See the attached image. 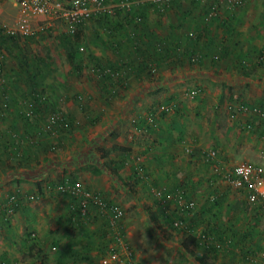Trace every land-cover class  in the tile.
I'll use <instances>...</instances> for the list:
<instances>
[{
    "label": "rangeland",
    "instance_id": "rangeland-1",
    "mask_svg": "<svg viewBox=\"0 0 264 264\" xmlns=\"http://www.w3.org/2000/svg\"><path fill=\"white\" fill-rule=\"evenodd\" d=\"M108 1L110 4H113L116 0ZM171 1L173 2L171 5H175L174 8L176 9V13L192 16L196 19L198 22L197 27H199L198 30H201V32H199V38L207 39L209 35H212L211 38L214 37L215 32L212 27L210 28V23L213 18L219 21L223 14H219L218 8L213 15H208L211 4L210 0ZM152 2H150V4H152ZM113 14L114 11L109 15H112V18L116 17ZM222 21L223 18L221 20L223 24L224 22ZM8 22H10V20H8ZM199 22L202 24H199ZM12 24L13 19L8 25ZM37 26L38 31H33L35 34L34 39L19 40L17 41L19 42L17 43V47L11 44H6L5 46L6 50L8 48L10 51L7 50V57L5 59V69L7 71V83L9 88L8 108L10 109L8 111H15L13 114L17 116L18 122L21 123V129L27 126V124L31 125L33 122H37L34 128L38 127L40 124L43 125L44 118L49 117L54 111L59 109L58 106L55 107L54 101L58 97L65 98V94H68L69 91L68 87H70V91H73L70 97L72 96V99L75 100L77 99L76 95L83 100L84 91L90 90V92H88L90 98L96 95V90L99 92L97 81L95 80L96 78L93 76L94 73L83 71V61H85V57H88V55L83 53V50L80 49V47H83L82 40L76 41L73 38H69V45L61 43L58 38L62 33H66V31L63 22L59 20H44L38 22ZM217 26L218 25L214 26L217 32L225 29L224 24L223 26L220 25L221 28L219 29ZM234 27L235 26H233V28ZM250 29L252 35L256 38L258 43L257 46L260 47H254L253 55H256L259 49L264 48V23L258 24ZM97 31L99 32L100 30ZM183 33L186 35V31ZM225 39L229 40L228 36H226ZM72 40L76 43H73ZM158 45L165 49V45H163L160 40H154L151 44L147 45V47H149L148 49L152 52L153 50H157L156 46ZM141 48L144 49V47ZM69 49H73V52L76 53L74 62H71V64L67 57V55H69ZM216 49L215 51H217ZM200 54L201 56L198 59H203L208 56L203 52ZM222 58L221 56L220 60H222ZM238 62L242 61H238V59L235 58V64ZM254 62L255 61L250 62V68L256 63ZM150 75L155 79L159 76V71L153 70ZM201 81L202 79H198V81H195V79L183 81L176 88L172 87V90L168 93V97L164 96L163 89L156 85L153 86V88L157 87L156 89H151L152 95L155 98L158 96L160 97L157 103V105H163V109L160 111L163 112L165 110V113H163L165 115H162L160 112L159 117H166L172 113L171 115L174 119L170 120L172 117L169 115L167 117L168 119L165 121V125L177 124L170 134H179V132L183 131L182 137L185 136L187 140H190L189 138L192 137V131H199V135L196 134L195 136L196 143L200 141L203 146L213 148L219 153V159L223 164L226 163L229 167H232L238 162H250L259 165L264 170V128L263 125H261L262 117L253 109L255 115H251L250 106H248L250 107L248 108V112L240 110L235 111L238 106L235 97L240 93L239 90L230 91L226 86L225 88H221L219 85H216L217 83L209 80V78L203 79V83ZM215 81L218 82V80ZM257 82L258 84L254 83L252 86L255 88L259 87L260 91H258L262 93V98H264V79L261 78L257 80ZM195 83L197 84L195 85ZM14 84H16L18 88L14 86ZM71 85H73L74 88H72ZM33 89L43 94L44 99H46L47 102L49 101L40 109L39 115L35 113L31 104L28 102ZM168 90H170V88H168ZM191 90H196L197 92L192 94ZM24 97L26 100H24ZM96 97L97 96L94 98L95 101ZM94 100L92 101L95 102ZM173 103L174 106L178 104L176 107V109L178 108L177 110L171 107ZM7 109H3L0 104V113H2L0 117L6 114L5 110ZM149 109L150 107H140L132 110V113L134 114L137 111L143 110L148 112ZM28 110L34 111L35 115L32 112L31 117L25 116ZM130 113H128L129 116ZM128 119L126 114L125 122L128 121ZM170 121H172V123ZM5 124L7 123L5 122ZM5 124L3 118L2 120L0 119V131ZM160 126L155 125L153 131H156ZM6 127L4 126L5 136L7 135ZM108 129L105 131L103 128H100V134L96 133L88 139L90 143L84 144L83 148L88 147L89 150L93 151H89L84 158H82L81 153V157L78 159L80 162L79 165L72 170H68L69 172L67 173L75 177L79 175L77 179L81 181L84 186L86 185L87 187H85L87 189L98 192L106 200L114 202L123 208V227L127 232L128 240L133 247V252L139 264H198L190 253L185 252L181 248L179 243L180 239L186 238L189 232L197 238L201 237L203 233L204 237H209L206 239L210 242L213 241V243L228 242L231 244L228 251L220 255L215 256L211 251H208L207 256L211 264H264L263 261H259L258 256L254 257L256 261H250L251 256L248 254L249 252L246 251L248 250L247 246L250 245L248 239H246V231L248 230L254 235L251 237L253 242H259L262 246L264 245V213L261 212L260 209L252 207V204L246 200L243 193L234 190V187L226 183L215 182L208 184L206 178L196 187L190 185L186 188V193L189 199L194 202V209L188 211L186 216L189 217V221L192 220L195 222L193 225L187 223L193 231L190 230V228L187 230V227H181L179 230L176 229L177 231L173 230L168 222H165L163 218L164 215L159 212L161 208H159V206H161V204L150 192L149 186L162 188L166 194L165 198H167L165 209L168 211V214L176 213L177 206L173 198H171L173 195H171V193H174L175 189H178V191L181 190L178 188V185L180 176L183 174L184 170L180 167V169L183 170L181 173L178 170V164H174L177 161L179 162L180 158L173 157L171 159L169 157V160L166 159L163 162V167L159 169H154L153 167L146 168V164L143 163L141 158V163L144 164L147 169H145V171L149 183L141 180L138 173L133 168V165L129 163L127 168L121 169L120 172L124 179L131 184L133 183L131 185L132 189H128L127 186H122L113 180L102 165V161L109 159L116 162L122 157L121 155L124 154V151L121 150L110 151V147L114 142L107 134L110 131ZM22 131H26L25 133L30 135L28 130ZM143 137L145 136L140 134L130 138L137 146V148L133 147L134 150L132 149L133 151L131 154L139 155V152L142 154L139 150H141V139H144ZM177 137L178 135L173 139H177ZM179 139H181V137ZM9 140L10 139L6 136L4 143H8ZM74 140L78 141L76 143L82 146V135ZM74 140H72V142ZM92 143L96 144L94 148L89 146ZM97 146L107 149V159L100 156L101 151L96 149ZM47 148L49 147L47 146ZM4 155H6L5 161ZM8 156V153H4L1 156V165H5V163L9 164ZM26 156L27 157L23 158V161H18L22 166L21 168H28L30 165H33L32 160L34 158L30 154ZM126 161H129V159ZM198 162L199 164L197 166L194 163V168L190 173L192 182L193 179L198 178L197 175L200 168H202L201 171L204 177L211 171L209 168L205 169V166H202L200 159ZM87 163L95 165L96 169L100 170V172L98 174H93L90 164ZM164 173L166 175H164ZM194 175H196L195 177L197 178H192ZM28 176H31V174L28 173ZM17 185L20 187V190H25L27 193L35 191V194L31 195L29 200L22 201L18 196L20 202L17 203V207L20 206L26 209L27 211L24 212V218L29 219L24 222V227H21V234H14L15 239L12 245L5 247L3 244H0V262H6V264H36V262L38 263V258L33 254L37 253L38 248L37 246L33 247V245H31L33 243L32 241H35L33 240L35 235L31 233L38 231V229L34 228L36 224L42 223L40 226L41 228L47 227L53 219L49 208L52 204H55L54 200L59 199L57 197H50L47 189L50 192L52 191V193L55 192L57 195L60 193H57L53 189L52 183L48 185H41L40 183V185L32 186L31 182H19ZM146 187H148L147 190ZM38 188L40 189L39 191L37 190ZM43 188L45 192L42 191L38 193L41 189L43 190ZM190 188L192 194L189 190ZM10 194L16 195L14 192ZM8 195L9 194H7V196ZM210 196H213V199L210 200ZM66 200L68 199L66 198ZM21 202H24V204L20 205ZM145 207H148L153 213L152 216L154 220L150 219ZM3 218L4 224L2 226L0 225V237H2L0 243H4L6 241L5 238L9 237L7 233L5 234L2 227L14 231V228L11 227L14 223V217L10 218V216L7 215ZM101 223L102 220L98 218L89 221L86 225L82 224L83 239H81L80 243L75 244L76 246H74V249L73 247L70 248L74 251L70 253L71 259H80L81 264L98 263V259L102 253L103 243L110 242L108 234L104 235L102 240L100 236H98L97 231L102 226ZM161 224H164L163 228L166 233H162V229H158ZM95 225H97L98 228ZM30 235L33 236L31 237ZM27 239L28 242H26ZM22 240H24V243H22ZM7 241L11 242L10 240ZM235 242H240L242 247L238 249L237 243ZM234 243L236 245L235 247L238 249L237 251H234ZM3 249H6V251L4 252ZM67 250L68 249H66V251ZM202 251L203 250H200L201 253ZM31 252L32 255L30 254ZM244 256L246 259H244ZM35 258L36 260H34Z\"/></svg>",
    "mask_w": 264,
    "mask_h": 264
},
{
    "label": "crops",
    "instance_id": "crops-1",
    "mask_svg": "<svg viewBox=\"0 0 264 264\" xmlns=\"http://www.w3.org/2000/svg\"><path fill=\"white\" fill-rule=\"evenodd\" d=\"M150 2L152 1H146L141 6L137 7L140 9L139 15L134 14L135 12L125 15V11L127 12V10H124L120 12L118 17L111 18L112 20H109L107 23H98L95 21L97 17L92 21H87L82 25L79 40H82L83 43V53L88 55V57H85V61H83V71L94 73L93 76H95L96 81L99 78L103 80L104 76L100 74V71L104 69L103 65L113 64L114 66L122 67L125 64L124 62L130 59L138 64L139 53L136 50H138L139 47L151 44L154 40H160L163 45H165V48L167 47V49H169L170 55L168 56L169 58H162L160 60L156 69L159 71V76L157 78L153 79L151 77V71L145 74L143 71L144 69L135 65V69L138 73L128 75L122 86L119 84L116 86V88L121 87L120 94L115 93L110 95L104 93L97 85L99 92L94 90L96 95H94L93 98H90L88 93L90 90H87L83 92V100L77 95V99L75 100L72 99V96L70 97L73 91H70V87H68L69 95L65 94V98L58 97L54 101L55 107H59L57 110L65 116L63 121L55 129V134L46 132L43 129L48 117L44 118L43 125L40 124L38 127L34 128L37 122H33L31 125L27 124V126L21 129V123L18 122L17 116L13 114L15 111H8L10 108H5L7 109L5 110V115L8 114V117L3 114L0 119L2 120L3 118L4 124L5 122L7 123L4 126L6 127L7 125L6 136L10 140L8 141L9 144L4 143L6 133H4L3 126L0 131V158L4 153H8L9 164L5 163V165H1L0 162V202L7 197V194L12 192H14L17 197L19 196L21 201L29 200L31 195L35 194V191L27 193L25 190H20V187L17 185L19 182H31L32 186H37L40 185V183L41 185H48L49 183L54 185L62 181L71 182L78 180L77 178L79 175L78 177L70 176V174L67 173L69 172L68 170H72L79 165L80 162L78 159L81 155L82 158H84L89 151H93L89 150L88 147L83 148L84 144L90 143L88 139L96 133H101L100 128L106 131L109 127L108 130L110 131L107 134L113 139L114 144L119 146L124 145L127 148L121 150L124 151V154L115 162L121 164V169L127 168L129 163H131L135 169L136 155L139 159L142 158L143 163L146 164V168L153 167L154 169L163 167V162L166 159L169 160V157L171 159L173 157H179V162L177 161L174 164H178V170L181 173L183 170L184 171L180 176L178 188H188L190 185L196 187L204 178H206L208 184L215 182L227 184V182L220 178L216 170L228 171L232 167L220 161L218 152H216V158H205L200 155V151L211 149V147L203 146L200 141L196 143L195 136L196 134L199 135V131H192V137L189 138L190 140H187L185 136L182 137L183 131L179 132V134H170L177 124L165 125V121L168 119L167 117L172 113L166 117H159L163 105H157L160 97L158 96L155 98L152 95L151 89L160 87L163 89V95L168 97V93L172 90V87L176 88L183 81L190 79H195V81L202 79L203 81V79L209 78V80L214 81L217 83L216 85H219L221 88L225 85L230 91L239 90L243 95L245 94V99L253 105H256V103L261 100L264 102L262 93H259V87L255 88L252 86L254 83L258 84L257 80L261 78L264 79V70L261 68L255 69L256 73L251 76H243V78L238 76L240 74H235V58H245L248 53L254 51V47H259L257 46L258 43L255 36L252 35L250 28L264 23V0H243L240 5L232 6L221 3L218 8L219 14H223L222 22H224L225 29L217 32L214 26L218 25V29L221 28L220 25L223 26L221 23L222 18H220L219 21L213 18L210 23V28L212 27L214 29V37L211 38L212 35H207L208 38L211 39L199 38V32H201V30H198L199 27H197L198 22L196 19L192 16L176 13V9L174 8L175 5H171V3L173 4L171 0L163 4H159L157 1H153L152 4H150ZM137 8L134 9L136 10ZM16 16L17 6L14 4V1L1 0L0 24H9L12 19L14 22ZM8 20H10V22H8ZM199 24L202 23L199 22ZM115 26L116 28H114ZM233 26L235 27L233 28ZM97 30L100 31L98 32ZM184 31H186V35H184ZM190 34L192 36H190ZM226 36H228L229 40L225 39ZM215 49L223 57L222 60L215 63L212 62L208 56L203 59H198L202 52L207 55H209L210 52L218 54ZM67 57L70 64L74 62L71 61L69 55H67ZM147 68L149 67H145V69ZM5 72L7 77L6 69ZM215 80H218V82ZM197 83H195V85ZM155 85L157 87L153 88ZM14 86L18 88L16 84H14ZM71 86L74 88L73 85ZM168 88H170V90H168ZM40 96L44 97L41 93ZM95 96H97L96 101L94 100ZM24 100H26L25 97ZM177 106L178 104L176 107ZM140 107H150V109L148 112L143 110L137 111L134 114L132 113V110ZM32 112L34 113V111ZM128 113H130V116ZM161 113L165 115L163 114L165 110ZM126 114L127 118H129V122H125ZM171 117L172 119L170 120H173L174 117L172 115ZM170 122L172 123V121ZM155 125H161L162 128L163 126L164 128L162 129L160 126L156 131H153ZM22 130H28L30 135ZM140 134L145 136L143 137L144 139H141L142 146H140L141 150H139L142 154L140 152L139 155L131 154L134 150L133 147L137 148V146L130 138ZM81 135L82 146L76 143L78 141L74 140ZM177 135V139H173ZM27 136H30L34 142H36L33 145L27 144L25 142ZM180 137L181 139H179ZM72 140L74 141L72 142ZM46 145L48 147L54 145V149L51 150L47 148ZM95 145V143H92L89 146L94 148ZM111 150L115 151L113 149ZM187 150H190L192 155H189ZM28 154L34 158L32 160L34 166L30 165L28 168H21L22 166L18 161H23V158L27 157L26 155ZM5 156L6 155L3 157ZM128 159L129 161H126ZM199 159L202 166H205V169L209 168L211 171L204 177L201 171L202 168H200L197 175L198 178L195 177L196 175L192 176V178H197L193 179L192 182L190 173L194 168V163L196 166L199 164ZM5 160L6 157L4 161ZM142 165L144 169H146L145 165ZM180 167L183 170H181ZM26 172L31 174V176H28ZM164 175L166 174L164 173ZM145 181L149 183L148 179ZM79 182L82 184L81 181ZM37 190L39 191L40 189L38 188ZM189 190L191 191V188ZM234 190L243 193L238 189L234 188ZM42 191L45 192L44 188L38 193ZM47 191L50 197H57L59 200H54L55 204H52L49 208L53 219L48 226L41 228L40 226L42 223L36 224L37 227L35 226L34 228L38 229V231L31 233L35 235L33 239L35 241H32L33 243L31 245H33V247L37 246L38 248L37 253L33 254L38 258V263L36 262V264H81L80 259L74 260L71 259L70 256V253L74 252L73 249L74 246H76L75 244L80 243L81 239H83L81 226L82 224L86 225L93 219L99 218L102 220V218L97 216L94 209L89 206L86 217L81 219L78 217L77 212L71 208L74 202L68 194L60 193L57 195L55 192L52 193V191L50 192L48 189ZM177 191L178 189H175L174 193H171V195H174ZM172 196L171 198H173ZM66 198L68 200H66ZM174 203L177 206V210L176 213L173 214H168L167 210L166 213L162 207L159 206L163 210V217L169 218V222L171 220L170 226L173 227V219H178L183 223L182 225L186 226L187 230H189L190 226H188L187 223L193 225L195 222L192 220L189 221V217L186 216L188 210L182 209L175 200ZM16 204L5 211L2 210L0 215L1 226L4 224V216L9 215L10 218L14 217V223L11 225L14 231L2 227L5 234L7 233L9 236L5 238L6 241L4 243H0L5 247L12 245L15 239L14 234H21V227H24V222L29 219L24 218V212L27 210L20 206H18V208ZM23 204L24 202H21L20 205ZM95 226L97 227V225ZM176 228L179 230L180 227ZM100 229L101 230L97 232L102 240V227H100ZM33 235L30 236L32 237ZM203 235L202 233L201 238ZM246 235V239H248L250 245L247 246L248 250H245L248 251V254L251 256L250 261H256L254 257L258 256L259 261H263L264 263V245L262 246L259 242L252 241L251 237L254 235L250 230L246 231ZM0 240H2V237H0ZM23 241L24 240H22V243H24ZM26 242H28V239ZM235 243H237L238 249L242 247L240 242ZM235 243L234 251H237L238 249L235 247ZM71 247H73L72 250L70 249ZM66 249L68 250L66 251ZM106 249V243H103L101 255L106 252ZM3 251L5 252L6 249H3ZM30 254L32 255V252ZM244 259H246L245 256ZM34 260H36V258ZM97 264H99V259Z\"/></svg>",
    "mask_w": 264,
    "mask_h": 264
},
{
    "label": "built area",
    "instance_id": "built-area-1",
    "mask_svg": "<svg viewBox=\"0 0 264 264\" xmlns=\"http://www.w3.org/2000/svg\"><path fill=\"white\" fill-rule=\"evenodd\" d=\"M1 1V0H0ZM17 6V16L12 25L0 24V36L1 35H16L18 38H22L25 35L31 34L34 30L38 29V22L44 20H59L62 21L67 33H73L78 25L86 23L91 15L95 13L112 14L114 9H120L121 11L134 9L141 3H145L147 0H116L113 4H110L108 0H13ZM157 1L159 4L169 2L170 0H150ZM210 11L208 15L211 16L218 9L221 3L226 5H239L242 0H210ZM191 35V34H190ZM83 50V47H80ZM7 57V51L3 46H0V103L3 109L9 106V100L7 96V77L5 72V58ZM102 76L109 75L116 77L121 74L118 70H112L109 67H104L103 71H100ZM196 90H191L192 94H195ZM44 99V97H41ZM170 107V106H169ZM172 107V105H171ZM168 109V107H167ZM166 109V110H167ZM25 116L31 117L32 110H28ZM64 116L58 110L53 112L44 124L43 129L46 132L55 134V129L63 121ZM27 144L34 143V140L30 137H26ZM49 149L53 150L54 145H50ZM189 155H192L190 150H187ZM200 155L205 158H216V151L206 149L200 151ZM135 171L138 173L141 180H146V171L136 155L135 157ZM220 178L227 182L228 185L235 189H241L246 194V199L258 205L261 212L264 213V170L255 163L250 162H238L232 166L228 171L216 170ZM53 189L61 194H68L74 202L72 209L77 212L78 216L82 219L85 218L88 213V208L91 206L97 216L105 218V226L108 231L110 242L106 243L107 249L104 254L99 258V264H139L133 247L128 240L127 232L123 227V208L111 201L106 200L98 192L87 189L78 180L71 182L62 181L53 185ZM150 192L161 204L162 209L166 212L165 202L167 200L165 191L162 188L149 186ZM181 191V190H180ZM177 191L172 197L182 209L188 211L193 210L194 203L191 199H186L182 192ZM16 196L10 194L7 196L6 201L2 204V207L6 210L9 209V205L16 203ZM209 199H213L210 196ZM167 213V212H166ZM183 223L178 219L172 220L173 227H183ZM204 237V235H203ZM209 238V237H204ZM55 248V247H53ZM1 263V262H0ZM1 264H6L2 262ZM14 264V263H10Z\"/></svg>",
    "mask_w": 264,
    "mask_h": 264
},
{
    "label": "trees",
    "instance_id": "trees-1",
    "mask_svg": "<svg viewBox=\"0 0 264 264\" xmlns=\"http://www.w3.org/2000/svg\"><path fill=\"white\" fill-rule=\"evenodd\" d=\"M141 5H142V3L140 5H138L137 7H139ZM137 7H135V8H137ZM139 10H140L139 8H137L136 10L135 9H129V10H127V12L125 11V15L127 13H134V12H135L134 14H136V15L138 14L139 15L140 14ZM120 12H121L120 9H114V14L113 15L118 17ZM111 16L112 15H108V14H104V13H95L94 15H91V17L88 19V21H90V20L92 21L93 19H95L97 17L95 21H97L98 23L99 22L107 23L109 20H111V18H112ZM83 24L78 25L77 29L71 34L67 33V32L66 33H62V35L59 36L58 40L61 43H65L66 45H69L68 44L69 38H71V39L73 38L76 41L79 40L80 36H81V31H82V25ZM114 28H116V26ZM37 31H35V32H37ZM34 36H35L34 32H32L29 35H25L22 38H18L16 35H1L0 36V46H3L5 48L6 44H11V45H15L17 47L18 46L17 43H19L17 41L23 40V39L32 40V39H34ZM74 40H72V42L76 43ZM148 48L149 47L144 46L145 50L143 48H141V47H139L138 50H136L139 53L138 54V57H139L138 64L134 63V61L132 59H130V60H126L124 62L125 63L124 66H122V67L114 66L113 64H111V65H108V64L107 65H103L105 68L109 67L112 70H118V71L121 72V74L116 76V77H111L109 75H106L105 77H103V80H101L99 78L97 80V85L99 86V89L101 91H103L104 93H107V94H110V95L111 94H115V93L116 94H120L119 92H120L121 87L116 88V86L118 84L120 86H122L125 78L128 75H131L133 73L134 74L138 73V71L135 69V65H138V67H141L142 69H144L143 71L146 74L147 72L149 73L150 71L156 70L157 66L159 65L160 60L162 58H165V59L169 58L168 56L170 55V51H169V49H167V47L165 49H163V47L156 46L157 50H153L152 52H150V50ZM261 49H263V50H261ZM261 49H259L257 51L258 54H256V55H253V52H251L252 54L248 53L247 57H245V58H243V57H241V59L237 58L238 61H242V62H238L237 65L235 64V74L236 75L240 74L238 76L240 78H243V76L244 77L251 76L252 74L256 73L255 69L262 68V70H264V48H261ZM7 50L9 51L8 48H7ZM68 52H69V58L71 59V61H74V57L76 56V53L73 52V49H69ZM208 56L211 59V61L215 62V63L217 61H220V57H221V55L215 54V53H212V52H210V54ZM252 61H255L256 63L255 62H254L255 64L252 63L254 65H252V67L250 68V62H252ZM145 67H149V68L145 69ZM137 69H139V68H137ZM223 88H225V85H223ZM8 89L9 88H7V96H8ZM235 100H236V104L238 105L236 107L237 109H235V111L240 110V111L248 112V108L251 107V113L250 114L251 115L252 114L255 115V113L253 112V110H254L258 115H260L262 117L261 118V125H263V128H264V102H262V100L261 101L259 100L260 102H257L256 105H253L250 102H248V100L245 99V97H244L242 92L238 93V95L235 97ZM28 101L30 102L31 107L33 108V110L35 111V113L37 115H39V111H40V109L43 108L44 104L49 102V101L47 102L46 99H41L40 93L37 90H35V89L32 90ZM263 101H264V98H263ZM248 106H250V107H248ZM173 107H174V110H175L176 106H174V104L172 105V108ZM35 113H34V115H35ZM25 142L27 143L26 139H25ZM34 143H32V145ZM96 149L101 151L100 156H102V157L107 159V153H108L107 149H105V148H103L101 146H97ZM111 149H113V150H125L127 148L126 147L124 148L122 146L114 144L113 146L110 147V151H111ZM87 164H90L91 171H92L93 174H98L100 172V170L96 169L95 165H93L92 163H87ZM102 165L104 166L105 170L109 173V175L113 178V180H115L118 184H120L122 186H127L128 189H132L131 185L133 183L131 184L130 182H128L120 174V169L122 167L120 163H115V162H113V161L108 159L106 161H102ZM147 188L148 187H146V190H147ZM238 190L242 191L244 193V196H245L246 193L243 190H241V189H238ZM180 192H182V195H184V197H186V199H189V197H188V195L186 193V188L182 187ZM15 196H16V198H15L16 199V203L20 202V200L18 199L17 195H15ZM6 199H7V197L2 202H0V215H1L2 210L3 211L6 210L5 208H3L4 206L2 207V204L6 201ZM251 204H252V207H255L256 209H259L258 205H255L254 203H251ZM12 205H14V204L9 205L8 208H11ZM145 208H146L145 210H146L147 214L150 216V219L154 220L153 216H152L153 213L148 209V207H145ZM159 212L163 215V210L161 208L159 209ZM182 214H184V213H182ZM164 220H165V222H168V224H170V222H171V220L169 222V218H164ZM101 224H102V226H101L102 227V231L101 232H102V234L104 236V235L107 234V231H108L107 227L105 226V218H102V223ZM163 225L164 224H161L158 229H162V233H166L164 231L165 229L163 228L164 227ZM170 227L173 230H176V229L178 230V228H176V227H172V226H170ZM99 230H101V229L99 228ZM190 230H192L191 227H190ZM179 243H180L181 248L185 252L190 253L198 264H211L209 262V259H208V256H207V252L208 251H211L213 253V255L216 256V255H220L223 252L228 251V248L231 246V244L228 243V242H225V243H218V242L213 243V241L210 242L206 238H203V239L201 237L197 238L191 232H189L187 234L186 238H184L182 240L180 239ZM200 250H203L202 253L200 252ZM39 264H43V263H39Z\"/></svg>",
    "mask_w": 264,
    "mask_h": 264
}]
</instances>
